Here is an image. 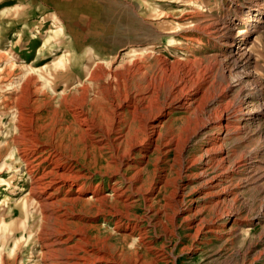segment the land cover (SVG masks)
Masks as SVG:
<instances>
[{
  "label": "rangeland",
  "instance_id": "1",
  "mask_svg": "<svg viewBox=\"0 0 264 264\" xmlns=\"http://www.w3.org/2000/svg\"><path fill=\"white\" fill-rule=\"evenodd\" d=\"M263 1L0 0V151L11 150L12 137L23 138V132L29 131L26 126L20 127L16 111L6 110L3 101L11 96L14 103L28 101L19 95L26 91L22 85L27 73L37 78L32 87L37 95L29 102L34 127L55 120L50 127L54 132L65 126L51 116L57 100L40 107L33 104L34 100L48 102L51 94L75 89L79 95L82 86L89 85L90 101L97 96L101 109L125 114L129 102L139 98V76L134 63L133 67L129 65L137 54H154L137 62H153L146 69L147 80L158 89L150 106L130 122L132 134L120 152L115 155L106 151L104 157L113 164L110 173L105 172L106 164L103 168L95 164L98 153L83 158L75 155L80 154L78 148L72 154L70 149L58 146L68 139L66 134L54 135L47 142L25 137L19 150L16 147L15 158L23 157L22 152L27 150L30 164L24 159L13 160L11 169H6L0 157V264H88L92 250L106 251L107 257L115 259L114 264H264V23L255 21L264 19V6L247 17V8ZM237 11L241 17L234 19ZM229 25L235 27L231 32L226 29ZM231 35H237L233 44L228 42ZM245 41L251 64L244 70H230V54ZM133 51L136 55L129 56ZM98 57L99 61L106 60L102 65L106 71L108 61L110 67H128L115 81L103 76V80L90 84L79 68L81 64L91 66ZM58 61L72 63L66 78L53 86L43 82L37 70H61L55 67ZM187 64L192 71L186 69ZM184 70L196 74L198 83L205 76L214 84L208 100L205 98L197 110L179 107L171 94L175 91L172 84L185 78ZM103 86H110V91ZM118 90L128 94L126 101L112 97ZM184 92L190 93L191 88ZM246 102L250 114L248 120H242L240 111L247 107ZM225 109L230 110L232 120L235 113L240 115L234 121L241 127V134L239 138L232 135L215 149L212 146L213 152L201 126ZM158 121L156 141L147 147L144 137ZM110 134L115 136L112 131ZM55 153L72 164L77 158L81 164L85 162L83 170L91 180L89 189L100 185L102 194L113 193L111 182L119 181L124 174L136 178L134 189L127 181L119 184L125 202L118 203L113 197L101 205L95 202L97 195L90 200V205L94 204L91 208L83 201L62 199L42 208L29 193L32 179L51 170L50 160L41 162ZM221 154L227 160L209 173L220 175L223 185L208 194L211 189L204 184L207 161ZM90 194L87 191L84 197ZM108 209L112 213L99 212ZM65 214L66 224L62 222ZM141 230L150 247L136 240ZM42 258L45 261L41 262Z\"/></svg>",
  "mask_w": 264,
  "mask_h": 264
},
{
  "label": "bare ground",
  "instance_id": "2",
  "mask_svg": "<svg viewBox=\"0 0 264 264\" xmlns=\"http://www.w3.org/2000/svg\"><path fill=\"white\" fill-rule=\"evenodd\" d=\"M262 3L263 4H258V3L256 5L254 4L255 6H250L248 8L246 7L247 13H248L247 17H251L250 14H252V11L255 9H256V12L261 11L260 8H261V6H264V1ZM263 9H264V7H263ZM235 15H236L235 17L233 16L234 19H238L239 17H241V15L239 14L238 11L236 12ZM255 21H257V24L264 23V19H261V18H257V20H255ZM231 26L229 25L228 27H226V29L229 30L230 32L235 29V27H233V26L231 27ZM188 28H186V29H188ZM230 37L231 38L229 39L228 42L230 44H233L237 39V35H231ZM245 44H246V41H245V43H243V46L238 47V49L236 51H233V54H230V57H229L230 61H228V63H227L231 68L230 70H235V71L244 70L247 68V66L249 64H251V61L249 58L250 57V54H249L250 48L248 49V46ZM134 52H135V54H134ZM129 54H130L129 56L133 57L134 55H136V51H133ZM139 55H141V56H139ZM139 55L137 54V57L134 56L133 61H131V63H129V65L134 63L135 72L139 76V78H138L139 80H138L137 85H136L137 89H138V93H139V96H138L139 98L133 99L132 103L129 102V104L127 106V110H126L127 112L125 114H123L122 111L120 112V110L119 111L115 110L109 114L108 112L105 111V108L101 109L100 108L101 99H99L97 96H95L93 101H90V99H89V87L90 86L89 85L82 86V93L79 95L75 94L76 92H78L75 89V90H69L67 92H63V93L58 94V95L51 94V97H49L48 102H46V100H42V102H41V100L39 98L37 100H34L33 104H35L39 107L41 105H44V106L49 105L50 103H52V101L57 100V102H56L57 107L55 109L51 110V112H52L51 116L53 115L52 118L57 119L56 123H59V124L65 123V126H63V124H62V127L59 130H57V132L56 131L54 132V130L52 131L53 128H50L52 125H54L53 123H55V120L52 123H48V125H44V124L39 125L38 129H36L34 127V124H33L34 111L31 109V103L29 104V102H32V97L37 95L36 91L32 90V87L35 86L34 84H35L37 78L34 77V74L33 75H31L30 73L25 74V77H23V78H25V80H23L24 84L22 85V87L26 91L23 92V94L19 93V95H21L22 98H25V96H26V98H27L26 100H28V101H26V103H24L23 101H20V102L17 101L14 103L11 101L12 100L11 98L13 96H11L10 98H5V100H3V101H6V104H5L6 110H10V109L12 110L13 109L16 111V118H18L19 121L22 122L20 127L26 126L29 128L28 132H26V131L23 132V138H20L22 140H20L18 137H15V136L12 137V139L10 141L12 143V149H11V150H13L12 153H11V150L6 151V148L4 150L0 151V157L4 158V161L6 162V164H5V165H7L6 169H11L10 165H12L13 160H14V162H16L15 160L24 159L23 160L24 162H26V163L28 162L30 164V162L28 161L30 159H28L29 156H27V154H28L27 150H25L24 152H22V150H21V152H22L21 155H23V157H20L19 159L15 158L16 147L19 150V143L24 141L23 139L25 137H26V140L38 141L39 139H44V141L47 142L54 135H56L58 137V135L62 136V135L66 134L68 136V139H63L61 142H59L60 144L58 146L63 147V148L65 147L66 149H70L72 151V154H75L74 152H75L76 148H78V150L80 149L81 155L80 154H75V155H79L80 157L83 156V158H86L88 156V154H92V153L93 154L91 155V157H94V155L98 153L99 159H98V157L94 158L95 164L100 165L101 168H103V164L104 165L106 164L107 167L106 166L105 167H106V170H108V171H105V172H109L110 167H112L113 164L108 163L109 161L107 162V158L104 157V155H106V153H107L106 151L110 150V152L112 154H115V155H117V153L120 152V147L123 144H125L128 136H130L132 134L131 123L134 119V116L136 114H138L139 111L146 109L147 106L149 104H151L150 102H153L155 96L158 94V89L150 81L147 80V73L148 72L146 71V69L151 68L153 62L152 63H149V62L147 63L145 61H142L140 63L137 62V61H139L138 59L141 57H146L148 59L153 58L154 54L143 53V54H139ZM135 58H137V60H135ZM90 59H91V57H90ZM141 59H143V58H141ZM160 59H162V58H160ZM103 60L99 61V57H98V59L91 61L90 63H91L92 67L88 64H81L82 66H80L79 71L82 75L86 76L85 81H88L90 84L91 83L95 84V83H98L99 81H101L103 76L104 77L106 76L107 78L108 77L112 78L113 81H115L117 78L120 77L119 75L122 73L123 69L125 67H128V66H124L123 64L121 65L122 67H113V65H112V67H110V61H108L106 63L109 64V68L105 67V68H108L106 71L102 67V65L104 64V61H106V60H104V61ZM134 60H135V62H134ZM156 60H157V58H156ZM71 65H72L71 61H58V64H56L55 67H61V70H46V72H44V73H43V71L37 70L38 71L37 75L39 74V77L43 80V82L52 85V84H55L56 82L60 81L61 78H66V73L69 70V66H71ZM126 65H128V64H126ZM167 65H168V63H167ZM187 66H188V64H187ZM190 67L191 66H188L186 69H188ZM129 69H130V67H129ZM82 70H85V71L81 72ZM189 71H192L191 68L189 69ZM185 72H186L185 78L179 77L180 79H178L177 82L172 84L173 85L172 87H173V89H175V91H172L173 93L171 92V94L173 95L174 100H178L177 105H179V107H185L189 111L190 110H197L198 107L205 100V98L207 99L206 96H208L207 94L210 93L214 84H212V82L209 83V80L205 76H203L201 79H199L200 82L198 83L197 80L196 81L194 80V76L196 74L195 75H194V73L190 74V72H188V70ZM122 79H124V78H122ZM204 85L206 86L205 88H204ZM52 86L50 88V91L53 90ZM80 86H81V84H80ZM48 87H49V85H48ZM109 87L110 86L104 87V89H108ZM187 87L191 88L190 93L184 92V89ZM109 91H110V88H109ZM111 92H112V90H111ZM111 92H110V94H111ZM115 92H117V91H115ZM115 92L113 93V96H112L113 98H116L118 102H119V100H122V99H123V101H126L128 94H122V90H118V93H115ZM53 93H54V91H53ZM99 93L100 92H98V95L101 94V93L100 94ZM97 98H98V100H96ZM246 98H251V95H247ZM246 106L247 107H245L243 110L241 109V111H240L242 120H248L247 115L250 114L249 113V111H250L249 110V104L247 102H246ZM89 107H91V110ZM220 107H221V105H220ZM224 107H226V105ZM117 108H119V107H117ZM151 108H152V106H151ZM228 108H229V106H228ZM160 110H158V111H160ZM90 113H92V115H90ZM211 113H213V112H211ZM214 114L216 115V113H214ZM47 118H49V116H47ZM209 118H211V117H209ZM237 119H240V115L235 113L234 120H237ZM207 120H209V119H207ZM207 120H205V124H206ZM234 120L231 119L230 110L225 109V111L223 113L221 112V114H219V115L217 114L216 116H214L208 122V124L205 127H204V124H203V126H201V128H203V130L205 129L204 135L206 136V139L208 141V144L211 146L210 147L211 149H212V146L214 147L220 143L225 142L226 139L230 138L232 135H236V137L239 138V135L241 134V127L238 126L237 122ZM155 122H156V120H155ZM154 123L152 124L153 129L148 131L146 133V136L144 137L145 138L144 141H146L147 147H149L152 143H154L156 141V138H157L155 136L157 135V127L159 126V121L156 124H154ZM16 126H18V125H16ZM111 131H112V133L115 134V136L112 137V135L110 134ZM133 131H135V130H133ZM222 134H223V136H222ZM98 135L102 136V138L99 139ZM131 137H133V136H131ZM63 141H66V143H63ZM37 143L33 144L31 148L34 149L37 146ZM77 143H79V145ZM220 145H222V144H220ZM133 146H134V143H133ZM214 149H215V147H214ZM4 151H6V152L3 154ZM213 152H214V150H213ZM65 153H66V151H65ZM55 154L56 155L51 156V157H48V155H47V158L43 159L41 162V163H43L45 160H50V162L52 164L51 170H49L48 172H44L41 175H39L38 177H36V178L34 177V179H32V185H31L29 193L32 196L31 197L32 201L38 203V205L42 208H46L49 205H54L55 203L60 201V199L65 200V201H70V202L83 201V204L85 206L91 208L94 204L90 205L91 204L90 200L92 198L96 197L97 195H99V196L96 197L95 202L99 201V202H101V205H103V203L105 201H108L109 199H112L113 197H115L114 200L117 201L118 203L120 201L125 202L127 200V198L123 199L125 192L122 191L119 184H121V182L123 183V181H127L131 184L130 187L134 189L133 184L135 182L134 181L135 177L130 179L125 174L122 176V178H120L121 180L120 179H119V181L113 180L111 182L112 187H110V188H112L113 193L102 194V189L100 188V185H96L92 189H89L90 187L87 188V185H91L90 184L91 180L88 179V174L83 170L85 168L84 167L85 162H83V164H81L82 162L80 161V159L78 160V158H77L75 163L72 164V161L70 159L63 158V156L59 155V153H55ZM40 157L41 156H38V158H40ZM127 157H129V156H127ZM73 158H75V156H73L72 159ZM113 158H114V156L111 159H113ZM92 160H93V158H92ZM226 160H227V157L223 156V154L219 155L218 157H217V155H213V157H210V159L208 161L206 160L208 168L205 169V171H204L206 174L204 177V184H205V186L208 187V189H211V192H208V194L209 193L214 194L215 191L218 190L223 185L221 176L220 175L219 176L213 175V174H211V172L209 173V170L214 171L217 167L222 165V163H225ZM112 162H114V159L112 160ZM36 164H38V163H36ZM36 164H34V165H36ZM90 164H92V162ZM79 166H80V168H79ZM75 168H78V169H75ZM30 171L32 172V170H30ZM126 171H128V170H126ZM82 172H84V173H82ZM105 172L103 171V172H100L99 174L102 175ZM214 173H216V172H214ZM120 174L122 175V172ZM136 174H134V175H136ZM111 176H113V175H111ZM137 176H138V174H137ZM139 187H140V185H139ZM87 191H91V194L88 197L86 196V198H85L84 195L86 194ZM131 205H133V204H131ZM120 211L122 212V210H120ZM99 212L101 214H104V213L106 214L109 212V209L108 210H100ZM62 215L63 214H61V216ZM67 215L66 214L64 215V221H62L65 224L67 222V220H66ZM144 235L145 234L142 230L139 231L138 234L136 235L137 236L136 240H138L143 245H146V247H150V243L148 241H145L146 238ZM147 251H149V250H147ZM104 253L101 252L100 250L99 251H97V250L93 251L92 250L90 252V258L88 259V264H114V263H116L114 261L115 259L113 260L109 256L107 257V255H105ZM88 255H89V253H88ZM42 260H43V258L41 259V262L45 261V260H43V261ZM132 262H134V261H132ZM66 264H67V262H66Z\"/></svg>",
  "mask_w": 264,
  "mask_h": 264
}]
</instances>
